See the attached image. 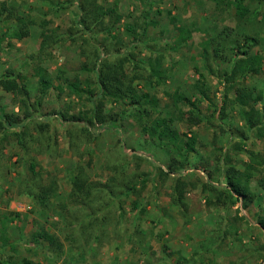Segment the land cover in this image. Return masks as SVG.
<instances>
[{"label":"rangeland","instance_id":"374dc122","mask_svg":"<svg viewBox=\"0 0 264 264\" xmlns=\"http://www.w3.org/2000/svg\"><path fill=\"white\" fill-rule=\"evenodd\" d=\"M232 3L0 0L6 7L0 34L17 29L18 16L32 22L27 36L7 39L0 46V80L9 72L20 74L22 81L17 82L26 86L29 98L0 86V109L22 120L23 100L33 104L39 96L36 65L55 85L77 81L82 88H94L95 49L102 46L109 55L106 62L121 65L126 86L156 96L158 107L152 115L173 119V127L189 136L186 108L174 105L169 95L178 92L210 115L224 91L213 76L231 69L229 48L245 37L256 39L248 40L252 45L247 51L258 58L257 69L237 84L252 90V96L261 94L255 104L259 108L264 103V1L245 0L249 13L244 18L235 15ZM95 5L115 13L98 16L93 23L88 12ZM83 17L93 23L89 33ZM179 28L188 32L183 43ZM41 33L46 36L43 51ZM156 62L163 76L159 81L149 77V65ZM200 74L206 99L196 90ZM234 97L233 88L222 124L227 130H243L239 107L231 102ZM124 100L104 99L102 114L118 119L121 129H103L96 138L87 134L84 123L49 115L90 111L85 95H69L67 90L49 91L39 106L30 107L34 117L24 127L0 126V264H264V231L257 224L264 211L255 203L246 209L240 202L216 205V195L204 188L207 179L201 170L207 166L212 183L221 186L224 175L216 174L217 157L226 152L231 163L225 169L242 171L248 161L245 151H262V138L252 135L242 150L234 151L218 121L204 120L191 128L198 143L191 165L167 174L174 151L154 144L123 114L128 106ZM176 180L183 184L181 204L176 202ZM42 230L52 234L60 248L34 238Z\"/></svg>","mask_w":264,"mask_h":264},{"label":"trees","instance_id":"16d2710c","mask_svg":"<svg viewBox=\"0 0 264 264\" xmlns=\"http://www.w3.org/2000/svg\"><path fill=\"white\" fill-rule=\"evenodd\" d=\"M257 1L263 2L264 0ZM244 2L245 0H233L232 3V6L235 9V15L239 18H244L249 13ZM93 7L94 8L90 10L91 12H88L93 23L94 20L98 19V16H106L115 13L112 9H107L105 11L96 5ZM4 11H6L5 4H1L0 17ZM117 19H119L118 16ZM81 22L84 23L85 31L88 33L89 31H92V27L90 26L93 25L92 22L87 23V19L84 17ZM16 23L18 24L17 29L7 30L0 34V46L3 41L7 39L21 40L27 36L28 25L32 22L26 20L24 17L18 16L16 17ZM127 29L129 31V27H127ZM141 30L139 37L144 34L145 26L142 27ZM178 30L180 33V42L183 43L186 40L185 34H188V32L181 28ZM41 37L42 42L40 50L43 51V45L46 41L45 33H41ZM248 40L256 43L255 38L245 37L242 44L231 46L229 48L233 55L231 69L213 76L220 79L224 91L220 106H217V104L210 115L202 114L199 111L197 104L178 92H173L169 95V98L174 105L180 104L186 108V121L187 125L190 127L189 136H187V134H180L178 130L173 127V119L158 116L155 117L152 115V111H156L158 107V99L156 96L149 92L137 91L131 86H126V76H124L121 65L107 63L106 60L109 55L107 54V51L105 52L102 46H96L97 49H95V57L93 61L95 76L94 88H82L77 81L65 82L62 86L59 84L55 85L54 80L46 76L45 70L40 65H36L33 70L37 78L38 98L35 99L33 104H29L27 103V100H23L22 109L24 111V117L21 121L14 119L11 115L4 114L0 109V126L7 130L19 126L24 127L26 120L34 117L30 112V107L39 106L40 99L49 93V91L62 93L64 90H67L69 95L77 97L85 95L92 104L90 111L86 114H80L79 116L73 115L66 117L59 112H52L49 115H57V118L63 122L84 123V128L85 131H87V134L96 138L103 129L115 132H119L121 129V124L118 119L111 116L106 118L102 114L101 108L104 99H111L116 102L126 99L128 100V106L123 114L129 116L138 123L142 133L145 134L154 144L169 151H174L176 156L168 166L166 173L176 175L180 169H187V167L191 165L192 161L190 156L197 153V135L191 130V128L199 125L204 120L207 123H212L213 120H217L218 127L224 132H227L229 140L232 142L230 149H233L234 151L242 150L243 146H246L245 144L252 135L262 138L263 147L262 151L255 152L253 149L245 151L248 156V161L244 164V169L242 171L231 166L225 169V166L231 163V158L226 152L219 156L221 158L217 157L218 172L216 174L219 175V177L221 173L224 175V182L219 187L212 183V171H210L207 166L201 167V170L206 174L207 179V182L203 184L204 188L216 195V205H235L240 202L241 208L246 209L255 203L260 211H264V103H262L259 108H256L255 104L262 99L261 94L252 96V90L245 88L244 86H239L241 84H237L240 78L247 77V75L254 73L257 69L256 64L258 63V58L254 55H250L247 51L248 47H251L252 45ZM213 52L216 56L218 55V50L214 49ZM158 65L157 62L149 65L150 79L156 78V81L162 80L163 76L160 70L157 69ZM199 77L202 78V80H200L201 84L196 86V90L199 92L201 98L206 99V91L200 88L202 85H205L204 78L201 74ZM19 80L22 81L20 74L9 72V75L6 76V78L0 80V86L6 92L18 93L20 95L24 93L28 99L29 92L23 83L20 85L18 84L17 81ZM233 88L235 89V97L231 102L239 107L238 118L242 123L243 130H238L236 128H228L227 130L222 124V117L225 116V108L228 101V93ZM146 106L149 108H146ZM182 137H184V139ZM18 142L24 147L22 139H19ZM219 163H221V166H219ZM252 182H255L254 186H251ZM74 185L79 189L82 187L81 184H78L77 182L74 183ZM174 191L176 193V202L181 204L183 198V184L180 180H176ZM46 198V195L42 197L40 203H43ZM210 203L212 202L209 201L207 204ZM257 224L264 231V217L258 218ZM34 238L47 243V245L54 249L60 248L57 239L46 231L42 230L36 233Z\"/></svg>","mask_w":264,"mask_h":264}]
</instances>
